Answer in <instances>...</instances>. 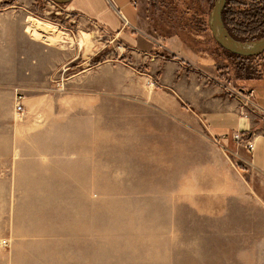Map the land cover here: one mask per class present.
Returning <instances> with one entry per match:
<instances>
[{
  "label": "crops",
  "instance_id": "0c3cea01",
  "mask_svg": "<svg viewBox=\"0 0 264 264\" xmlns=\"http://www.w3.org/2000/svg\"><path fill=\"white\" fill-rule=\"evenodd\" d=\"M62 10L79 19V28L86 38L93 37L92 42L97 33H104L105 43L130 45L132 61L117 55L92 64L66 81L62 99L33 93L37 88L23 83L22 36L7 30L12 22H2L0 264H37L23 262L21 255L38 252L40 240L47 236L48 221L55 218L45 214L46 204L58 194L54 189L89 187L97 196V189L106 186L104 180L118 181L124 171L120 149L141 155L143 163L147 150L153 149L149 156L159 157V188L172 186L181 195L188 187L192 203L206 196L208 202L221 203L223 210L232 201L245 204L254 210L251 217L262 219L264 229V83L259 81L253 90V106L223 93L222 87L207 81L208 73L198 80L196 70L188 69L187 59L179 55L180 42L159 36L142 18L139 0H70ZM142 42L147 47L143 51L137 49ZM102 44L86 59L96 56ZM154 47L176 58H160L151 53ZM17 92L22 95L21 113L14 110ZM36 111L40 119L30 117ZM119 124L129 126L121 131ZM234 133L250 139L252 150L235 140ZM184 136L191 141L185 162ZM152 137L157 140L153 145L147 142Z\"/></svg>",
  "mask_w": 264,
  "mask_h": 264
},
{
  "label": "rangeland",
  "instance_id": "374dc122",
  "mask_svg": "<svg viewBox=\"0 0 264 264\" xmlns=\"http://www.w3.org/2000/svg\"><path fill=\"white\" fill-rule=\"evenodd\" d=\"M240 1L250 4L253 0ZM213 2L139 0L142 18L159 36L180 42L179 55L187 59L188 69L196 70L198 80L205 79L208 73V82L222 87L223 93L228 91L230 98H240L238 91L256 90L259 81L264 83V52L239 58L222 49L208 28ZM64 5L48 0H0V31L2 22H12L6 24L12 26L7 30L13 35L17 30V35L22 36L24 87H36L33 93L52 94L55 99H62L64 85L70 77L92 64L115 60L117 55L132 61L130 45L122 41L105 43L104 33H97L96 42H92V36L86 38L84 29L79 28L81 22L66 15L62 10ZM97 43H103L104 47L96 56L86 59ZM137 49H147L146 44L140 43ZM150 50L160 58L172 59L171 52L157 47ZM71 54L73 61L68 58ZM138 66L145 68L142 62ZM255 101L262 100L255 98ZM55 110L61 113L63 109ZM38 114L32 112L30 117L40 119ZM20 118L24 120L25 113ZM119 125L121 131L129 126ZM147 142L153 145L157 140L152 137ZM190 142V137L184 136V162L190 158L185 152ZM152 150H147L145 165L141 155L120 149V159H126L120 164L124 171L120 172L118 181L104 180L106 186L97 189V196L95 189L89 187L54 189L58 194L49 198L45 214L55 220L48 221L51 226L46 228L45 239L40 240L39 251L23 253V262L264 264V229L262 219L251 217L255 216L254 210L236 201H232L229 210L226 207L223 210L221 203H213V199L208 202L206 196L195 197L194 204L188 187H184L181 195L175 194L172 186L159 188V157L153 153L149 156ZM148 173L156 178H150ZM7 208L9 211V205Z\"/></svg>",
  "mask_w": 264,
  "mask_h": 264
},
{
  "label": "trees",
  "instance_id": "16d2710c",
  "mask_svg": "<svg viewBox=\"0 0 264 264\" xmlns=\"http://www.w3.org/2000/svg\"><path fill=\"white\" fill-rule=\"evenodd\" d=\"M225 2L222 21L234 39L248 41L257 39L264 34V0H253L250 1V4L240 0H226ZM246 16H249L247 22ZM228 53L239 58L247 57ZM170 57L176 58L174 54H171Z\"/></svg>",
  "mask_w": 264,
  "mask_h": 264
},
{
  "label": "water",
  "instance_id": "95a60500",
  "mask_svg": "<svg viewBox=\"0 0 264 264\" xmlns=\"http://www.w3.org/2000/svg\"><path fill=\"white\" fill-rule=\"evenodd\" d=\"M56 5L66 4L70 0H48ZM226 0H214L208 15V28L215 42L224 50L240 55L255 56L264 52V34L249 41L234 39L225 29L222 22V10Z\"/></svg>",
  "mask_w": 264,
  "mask_h": 264
},
{
  "label": "built area",
  "instance_id": "2783aa9c",
  "mask_svg": "<svg viewBox=\"0 0 264 264\" xmlns=\"http://www.w3.org/2000/svg\"><path fill=\"white\" fill-rule=\"evenodd\" d=\"M237 96L240 97L238 99H240L242 102L253 104L251 102V99H250L253 96V90H246V91L240 90L237 92ZM21 99H22V95L19 92H17L15 94V98H14V110L17 113H21L23 110V105H22ZM253 106H254V104H253ZM233 138L237 141L243 140V144H244L245 148L248 149L249 151L252 150L253 143L250 139H243L239 133H234ZM1 244L2 245L6 244L5 239L1 240Z\"/></svg>",
  "mask_w": 264,
  "mask_h": 264
},
{
  "label": "bare ground",
  "instance_id": "6f19581e",
  "mask_svg": "<svg viewBox=\"0 0 264 264\" xmlns=\"http://www.w3.org/2000/svg\"><path fill=\"white\" fill-rule=\"evenodd\" d=\"M36 22H38V23H40L37 19H34ZM36 25H37V23H36ZM40 27V26H39ZM38 26H37V28H39ZM31 29L33 30V27L31 26ZM47 40V39H46Z\"/></svg>",
  "mask_w": 264,
  "mask_h": 264
},
{
  "label": "flooded vegetation",
  "instance_id": "af4514ba",
  "mask_svg": "<svg viewBox=\"0 0 264 264\" xmlns=\"http://www.w3.org/2000/svg\"><path fill=\"white\" fill-rule=\"evenodd\" d=\"M246 8V7H245ZM249 16L245 17L246 22L248 21ZM223 22V21H222ZM224 25V24H223ZM225 27V26H224ZM226 29V28H225ZM227 30V29H226ZM228 32V31H227Z\"/></svg>",
  "mask_w": 264,
  "mask_h": 264
}]
</instances>
